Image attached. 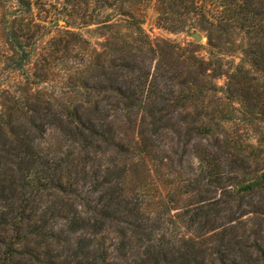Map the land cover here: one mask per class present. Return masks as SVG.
I'll return each instance as SVG.
<instances>
[{
    "label": "rangeland",
    "instance_id": "374dc122",
    "mask_svg": "<svg viewBox=\"0 0 264 264\" xmlns=\"http://www.w3.org/2000/svg\"><path fill=\"white\" fill-rule=\"evenodd\" d=\"M25 10L17 0H0V110L6 107H1L7 103L4 95L19 92L21 82H25V71L16 74L11 70L15 54H31L32 73L39 71L42 57L52 56L48 85L32 77V92L44 87L64 91L70 84L60 77L61 71L75 62L82 63L79 48L55 46L62 32L71 28L54 19L53 6L34 5ZM155 21L154 11L149 10L144 28L153 39L160 37L195 49L206 63H212L207 77L213 84L201 87L200 101L210 107L207 119L215 123L213 134L204 132L200 118L188 115L181 107L164 109L160 97L170 98L175 87L167 78L176 73L173 71L154 81L156 89H152L149 107L139 108V102L130 99L128 103L134 105L122 109L117 117L86 122L85 142L69 131L73 126L47 127L37 141L39 161L30 169L35 179L14 180L17 189L26 188L29 193L35 185L34 198L26 202V215L37 222L30 230L40 226L42 236L33 234L31 241L15 242L16 250L10 255V234L0 230V264H90L94 256L99 264H107L100 258L106 251L112 255L110 264H132L140 262L147 244L161 239L168 243L169 252L184 249L183 239L195 240L198 253L212 264H234V260L236 264H256L250 259V248L244 258H239V252L253 244L255 235L264 246V190L239 189L256 169L264 168V75H258L259 84L246 81L248 100L243 102L236 90L225 101L223 89L228 79L214 76L220 71L236 72L238 66L246 64L241 49L218 40L213 49L207 33L199 28L190 34L172 33L158 28ZM72 30L94 45L99 43L96 33L87 27ZM195 33L201 36L200 41ZM14 34L22 45L18 48L12 40ZM64 38L70 45L77 41L71 34ZM238 39L236 36L233 41ZM61 56L71 59L60 61ZM110 59L120 62L116 57ZM163 67L164 72L169 69L168 65ZM93 73H87L89 85H122L124 90V81L133 77L128 73L117 79L108 69L98 77ZM236 73L243 75V80L247 78L245 73ZM93 101L109 115L114 109L111 105H118L115 111L123 108L112 91H104ZM203 156L210 162L201 160ZM15 171L8 170V174L16 175ZM60 183L65 187L62 193L54 189ZM4 189L7 192L0 198V208L12 200L6 184ZM41 216L45 218L42 224L38 223ZM79 217L88 219L83 223ZM73 218L83 227L72 229L69 222ZM52 233L59 238H52Z\"/></svg>",
    "mask_w": 264,
    "mask_h": 264
},
{
    "label": "trees",
    "instance_id": "16d2710c",
    "mask_svg": "<svg viewBox=\"0 0 264 264\" xmlns=\"http://www.w3.org/2000/svg\"><path fill=\"white\" fill-rule=\"evenodd\" d=\"M17 2L28 11L34 5L53 6L54 19L64 21L65 25L71 28L62 32L55 40V46L57 49L79 48L82 63L75 62L73 66L61 71L60 77L70 84L64 91L57 92L55 89L44 87L32 92L33 86L29 82L32 77L40 78L42 84L48 85L52 71L50 63L52 56L50 58L45 56L39 60L40 67H35L39 73H32L31 54H22L20 57L15 54V58L12 57L11 70L14 73L25 71L26 76L25 82L20 84L19 92L4 95L7 103L1 107H6L0 110V198L7 192L4 189L5 184L9 188V196L12 197L9 205H1L0 230L10 234L7 243V253L10 255L16 250L15 242L23 244L31 241L30 236L33 234L42 236L43 228L40 226L36 231L30 230V227L37 226V222H32L26 215V202L34 198L35 185H31L33 188L29 193L26 188L17 189L14 180L35 179L30 169L39 161L35 152L37 141L43 138L47 127L58 124L73 126L74 128L69 131L85 142L86 122L91 123L107 116L117 117L122 109L134 105L128 103L130 99H135V102L137 100L139 104L136 106L139 108L149 107L150 103H153L152 89H156L154 81L164 77V73L173 71L176 73L168 76L167 80L172 81L175 88L170 91V98L160 97L164 109L165 106L181 107L188 115L200 118L198 122L203 125L204 132L213 134L215 123L207 119L210 107L200 101V97L203 96L201 87L208 82L213 84L207 77L212 63H206L197 55L195 49L182 47L160 37L153 39L144 28L149 10L154 11L156 26L162 30L190 34L199 28L207 33L211 48L218 46H216L218 40L219 43L224 42V45L231 44V48L233 46L234 49H241L247 61L246 64L238 66L236 72L245 73V77L250 80L247 78L243 80V75L236 72L217 73L214 78L225 75L228 79L226 88L223 89L225 93L223 100H230L232 98L230 96L234 95L236 90L243 102L248 100L246 81L254 82L252 84L256 85L255 81L259 84L260 80L258 75H264V0H17ZM76 27H87L95 32L99 43L94 45L81 33H75L72 29ZM65 34L76 36L77 41L70 45L69 39L64 38ZM236 36L240 39L233 41ZM12 38L15 48L22 46L19 36L14 34ZM111 57H116L120 62L117 63L116 60L110 59ZM70 59L69 56L58 58L60 61ZM163 65L169 67L165 72ZM104 69L116 75L117 79L128 73L133 77L131 81H124L125 90L122 85H89L87 73L93 71V77H98ZM178 87L181 90H178ZM104 91L114 92L117 103L123 104V108L119 107V111H115L118 105H111L114 109L110 115L109 111L104 112L101 104L93 101ZM171 99L173 103H170ZM180 101L183 102L181 105L177 103ZM226 118L230 119L228 116ZM89 134L92 135V131L89 130ZM201 158L210 162V158L204 156ZM13 168L16 169V175L8 174V170L12 171ZM54 189L60 193L65 191L63 183L54 185ZM241 189L255 193L264 190V168L256 169L248 179L243 180L239 191ZM79 218L83 223L88 219ZM42 221L45 222L44 216L39 217L38 223L42 224ZM69 223L72 229L74 226L83 227L77 224L75 218ZM51 236L54 239L59 238L53 233ZM151 240L149 238L148 242ZM258 240L259 237L255 235L251 246L241 248L239 258H244L245 251L250 248V259L256 264H264V246ZM196 242L183 239L184 249L177 248L169 252L168 243L161 239L154 245L147 244L139 256L140 262L134 261L132 264H212L198 253L199 249L195 246L199 243ZM100 258L103 263L110 264L112 255L106 251ZM92 260L90 264H99L97 257L94 256ZM236 263L234 260V264Z\"/></svg>",
    "mask_w": 264,
    "mask_h": 264
},
{
    "label": "water",
    "instance_id": "95a60500",
    "mask_svg": "<svg viewBox=\"0 0 264 264\" xmlns=\"http://www.w3.org/2000/svg\"><path fill=\"white\" fill-rule=\"evenodd\" d=\"M194 37L197 41H200L201 40V36L197 33L194 34Z\"/></svg>",
    "mask_w": 264,
    "mask_h": 264
}]
</instances>
